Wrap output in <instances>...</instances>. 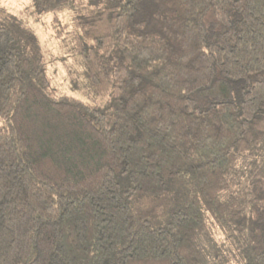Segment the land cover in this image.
<instances>
[{"label": "trees", "instance_id": "obj_1", "mask_svg": "<svg viewBox=\"0 0 264 264\" xmlns=\"http://www.w3.org/2000/svg\"><path fill=\"white\" fill-rule=\"evenodd\" d=\"M11 7L0 264H264V0ZM26 14L51 15L86 100L57 92Z\"/></svg>", "mask_w": 264, "mask_h": 264}, {"label": "rangeland", "instance_id": "obj_2", "mask_svg": "<svg viewBox=\"0 0 264 264\" xmlns=\"http://www.w3.org/2000/svg\"><path fill=\"white\" fill-rule=\"evenodd\" d=\"M25 0H5L6 3L14 8H21ZM11 7V8H12ZM32 30L38 36L40 43L44 46V55L47 62V73L52 77L55 89L59 94L66 95L72 99L86 100L83 93L76 86L80 79V65L77 59L71 55L67 46L63 47V40L52 37L55 29L51 20V15H47L37 20L27 15ZM72 58V59H71ZM69 72L76 76L75 82H71L68 78ZM154 209V207H152ZM147 214L146 212H144ZM215 234V238H218ZM232 263V262H231ZM227 259L226 264H231Z\"/></svg>", "mask_w": 264, "mask_h": 264}]
</instances>
